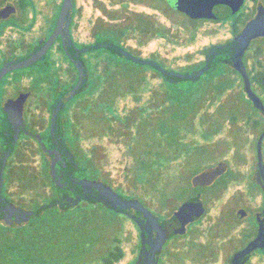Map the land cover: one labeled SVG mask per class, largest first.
<instances>
[{
  "label": "rangeland",
  "instance_id": "obj_1",
  "mask_svg": "<svg viewBox=\"0 0 264 264\" xmlns=\"http://www.w3.org/2000/svg\"><path fill=\"white\" fill-rule=\"evenodd\" d=\"M2 1L0 0V2ZM37 2L42 13L47 15L52 13L53 0H38ZM59 2L60 0H55L56 5ZM98 2H101L108 9L116 10L115 15H119L118 18L107 17ZM246 3L245 11L248 13L251 11L252 2L246 0L240 12L235 16L221 20H192L183 14L171 11H167L166 15L160 14L159 10L155 11V9L148 8L145 4L137 1L75 0L77 11L74 15L71 33L77 45L87 46L98 41H109L122 46L135 56L155 60L167 70L191 73L204 60L207 48H210L212 44L225 42L232 37L235 18L241 15ZM137 13H144L147 17L149 16L153 25H147L150 23L148 20H146L147 22L140 21L135 15ZM100 18L103 19L104 26L97 25ZM112 25L115 27L112 29H116L113 32L108 27ZM42 33L41 29L40 34ZM258 42L255 40L253 44L256 45ZM97 51L83 54L84 60L88 63V70L95 69L93 71L96 75L90 81L91 88L94 90L93 95L81 91L71 98L68 104L70 105L68 111L70 110L72 118L71 146L78 157L79 162L77 164L80 163L83 166L80 155L85 154L84 157L92 158L95 153L97 158L96 172L94 173L90 167L86 168L84 172L88 176L108 184L113 197L120 194L142 200L145 207L151 210L154 216L157 215L161 218L169 214L168 210L175 208L184 198L194 193L191 186L193 172L201 169L203 164L211 167L216 165L218 161H228L237 176L231 181L229 189L219 197H210L212 213L218 212L217 206L219 207L221 202L244 188L256 162L254 150L259 137V123L254 126L253 120L259 121V110L246 96L242 85H240L239 77L233 74L230 68L226 69L230 70L236 84L227 88L221 96L219 112L224 117L222 122L224 131L215 136L213 140L206 141L210 144L207 146L208 152L205 153V157L210 156L211 153H214L213 155L222 153V155L209 162L208 160L214 156L199 160L195 154V145H190L186 149L181 143L178 144L183 138L180 135L182 122L178 119L181 114L180 109L171 111L169 103H162L165 100L163 97H154V95L150 97L146 95L145 90L139 92L140 101L136 103L130 98L123 97V94H128L127 91H124L127 80L125 76H118L115 79V86H102L101 82L106 80L100 71L103 61L100 60L97 64L96 58L98 57L96 56L100 54L99 58H101L103 52ZM224 69L222 65L217 64L213 72L219 76ZM96 70L98 71L96 72ZM147 70H145L146 73L149 71ZM76 77V75L73 76L72 83L76 81ZM193 81L196 80H190V82ZM159 82V78L152 80L154 86L158 85ZM118 84H120V90L116 88ZM180 86L187 88L189 84L183 83ZM191 86L192 90L197 91L198 83L191 84ZM104 89L108 92H103V99L108 97V94L111 95L116 102V107L120 106L122 109L120 113L117 112L114 115L113 127L115 131L112 132L114 134L111 133L113 136L108 135L109 131L107 132L104 121H112L114 113H110L105 107L97 106L100 101L99 94ZM155 100L157 101L155 102ZM213 109L214 106L207 109L206 112ZM184 110H187L185 106L184 109L182 108V114ZM101 114L105 117L102 121L100 119ZM126 115L128 118L130 116V120L128 118L126 121L121 120ZM159 123H162L164 129L167 130L168 140L172 141L173 146L171 148L167 144L166 146L163 144L165 148L162 146V149H166L165 158L167 159L161 160L164 165L159 185L162 186L155 192L153 183L150 185L141 184L142 172L135 168L133 156H149L148 158L151 155L155 156L153 153L148 154L147 150L153 149L154 144L152 142L156 137L155 131ZM126 124L130 125H127L128 129L124 138L118 139L119 136L115 138V134H118L117 128L126 126ZM195 127V134L189 135L185 140L193 139L204 143V140L200 138L198 122ZM232 129H240L241 138H238L239 140L225 136L226 134L229 135ZM139 133L141 136H138ZM226 140L230 141L229 145L233 142L235 145L243 144L238 154H235L233 147L227 149L223 143ZM216 142L219 143L214 145ZM188 149L190 152H185ZM262 150L264 154V140ZM240 157L244 160L243 163L238 161ZM87 166L85 164V167ZM241 176H244L242 181H240ZM30 183L29 194L33 196V199H29L28 207L33 209L37 204L47 205L46 202L51 194L41 190L43 187L42 185L39 186V181L30 180ZM208 191L211 192L212 188ZM208 191L205 193H209ZM260 195L261 192L259 191V198H257L256 203L254 205L249 203L248 208L252 206L255 210L258 206L261 207L263 199ZM204 200L206 203V194H204ZM248 200L247 197V202H249ZM235 202L234 200L232 203L233 207L237 206ZM58 207L60 206L43 210L39 216H35L26 224L16 227L4 225L7 227L8 236L11 239H19L29 246L27 250L6 252L3 257L4 264H93L100 262L109 252L115 253L118 250L120 257L115 261V264L135 263L140 247V232L132 219L113 211L104 204L81 203L79 207L72 206V208L62 211ZM36 209L34 208V210ZM128 209L132 212H138L131 206H128ZM230 216L231 214L227 215L226 211H223L220 220L210 229V227L207 228L208 226L203 225L204 220L206 222L211 217L206 213L200 221L195 223V227L203 225L204 232H225V238L230 239L224 243V249L226 251L233 250L241 245L247 235L238 223L229 228L233 222L230 220ZM18 247H21V244ZM176 248L177 246L170 245L165 247L172 252Z\"/></svg>",
  "mask_w": 264,
  "mask_h": 264
},
{
  "label": "flooded vegetation",
  "instance_id": "obj_2",
  "mask_svg": "<svg viewBox=\"0 0 264 264\" xmlns=\"http://www.w3.org/2000/svg\"><path fill=\"white\" fill-rule=\"evenodd\" d=\"M24 1L25 3H23V0H3L0 2V10L6 6L9 7L0 15V68L4 64L17 62L30 56L43 46L54 29L62 2L60 0L58 8L55 0H53L52 13L47 15L38 8V0ZM128 1L143 3L148 8H153L155 11L159 10L160 14L166 15L167 11H171L183 14L192 20H201L189 17L182 9H176L181 2L183 7H188L189 4L185 3L184 0ZM247 1L252 2L251 11L248 13L245 11L246 3L241 15L235 18V30L232 28V37L218 45L235 43V38L242 34L248 28L249 21L256 17L259 5V36L250 41L244 52L243 62L250 77L251 88L259 95L264 105V0ZM22 4H24V7H22ZM98 4L105 15L108 13L116 14V10L106 8L101 2H98ZM240 10L232 16H235ZM76 11L74 0L70 32H72ZM137 15L147 16L144 13H137ZM115 16V19H117L119 15ZM148 19L151 21L149 16ZM98 22L97 25H101L104 21L100 18ZM41 29L42 34H40ZM255 40L259 41L256 45L253 44ZM77 46L82 47L81 45ZM210 48H207L205 55ZM85 53H82L80 57L86 70V60L83 58ZM226 58L229 59V64L233 68L230 55L227 52L218 53L214 57L211 67L216 60ZM73 67L71 60L62 47L61 38L58 36L38 60L26 67L6 72L0 80V225L16 227L35 218L36 215H32L27 221H22L21 217L20 221H16V213H10L6 209L7 207H18L20 211L34 210V208L36 209L42 205L37 204L33 209L28 207L29 199L33 197L29 194L30 180L39 181V186L42 185L43 187L41 190L44 193L49 192L51 194L46 203L55 199L67 203V194L73 195L71 192L62 189L57 180L56 171L67 165V158L54 141L56 138L60 139L75 156L71 146L72 118L70 110L68 111L70 99L57 114L54 140L50 135L52 111L59 98L77 81L76 79L72 83L73 76L76 75V78H78V72L75 67V70H73ZM253 68L259 70V88L253 85L249 73V70ZM80 92L81 89L78 93ZM263 131L264 113L259 109V135ZM221 155L222 153L212 154L211 156L214 157L208 161L210 162ZM232 171L228 161H218L216 165L211 167L203 164L202 168L192 176L191 186L194 193L184 198L175 208L168 210L169 214L167 216L159 218L155 215L158 219H152L149 216L152 211L147 207L145 208V216H139L145 219L148 228L149 246L146 264H264V245L251 251L245 260L239 258L238 261L233 262V255L255 238L259 223H264V187L256 162L244 188L221 202L219 207L217 206L218 212L212 213L211 211L212 207L210 205L212 202L210 197H219L229 189L231 181L237 176L232 178ZM75 172L72 176L81 181V178L75 176ZM241 179L243 180L244 176L240 177V181H242ZM210 188H212L211 192L208 191ZM206 191L209 193H205ZM259 191L263 199L261 207L258 206L255 210L252 206L248 208L249 203L250 205L256 203L257 198H259ZM204 194L207 195L206 203ZM247 197L249 202H247ZM234 200L236 201L235 205H237L235 207L232 205ZM239 204L241 205L239 206ZM54 206H59V204L57 203ZM181 207L183 208L181 209ZM200 210H202V214L199 218L187 221L191 214ZM223 211H226L227 215L231 214L230 220L233 222H231L229 228L238 223L247 235L240 246L228 251L223 246L226 240L230 239L225 238V232H204L202 228L203 225L208 226L207 228L210 227V229L213 228L222 217ZM206 213L211 216L210 219H207L206 222L204 220L202 226L195 227V223L200 221ZM248 218L250 220L247 221ZM149 219L154 220L155 224L148 221ZM159 224L160 231L157 228ZM150 226L151 229L153 228L152 230ZM166 245L177 246V248L172 252L165 249Z\"/></svg>",
  "mask_w": 264,
  "mask_h": 264
},
{
  "label": "trees",
  "instance_id": "obj_3",
  "mask_svg": "<svg viewBox=\"0 0 264 264\" xmlns=\"http://www.w3.org/2000/svg\"><path fill=\"white\" fill-rule=\"evenodd\" d=\"M23 3H25L24 0H23ZM59 4H58V8H59ZM22 7H24V4H22ZM135 15L138 17L140 21L145 22L146 20H148L150 23H147V25L148 24L153 25V22L150 21L147 16H144V15L142 16V15H137V14ZM107 16L111 19L116 18V16L111 13H108ZM104 25H105L104 22H102L101 25L99 26H104ZM108 27L111 28L110 31L112 32L116 30V29H112V28H115L113 25L108 26ZM153 27L156 28L155 26ZM234 27L235 25H233V29ZM97 52H103L101 58H99L100 54L96 56L98 57L96 58L97 64L99 63L100 60L103 61L100 71L104 74V77L106 78V80L101 82L102 86H105V87L108 85L115 86L116 85L115 79L118 76H125L127 80L125 82L126 88L124 89V91H127L128 94H123V97L130 98L133 100V102L136 103L140 101V96L138 94L139 92H141V90H145L147 92L146 95L150 97L152 95H154V97H159V98L163 97L165 99L164 100L165 102L162 101V103L163 104L164 103L166 104V102L169 103L171 111H175V109L176 110L180 109L181 111V114L179 115L178 119L181 120L182 122V128L180 129V135H181V138L182 136L183 138L180 140V142H178V144L181 143V145L186 147V149L190 145H195L194 146V149L196 148L195 154H197L196 156H198L199 160H202V159L205 160L206 158L214 154V153H211L210 156L205 157V153L208 152L207 146H209L210 144V143H207L206 141L213 140L215 136H217L219 133H222L224 131V126L222 123L224 121L223 120L224 117L219 112V108L221 107V96L225 93L227 88L232 87L233 85L236 84L235 78L232 77L230 70H226L227 68H230L233 71L232 73L236 74L239 77L240 85H242L241 78L238 75V73L230 66L229 59L226 58L223 60H216L213 66L211 67L212 65L211 64L209 69L205 71V73L202 74L198 79H196V81L190 82V80H178L177 82H172V81L162 78L160 73L156 69H154L152 66L137 64L123 56H119L116 52L110 49L102 48V49H98ZM202 64H203V61L201 64L197 66V69L203 66ZM217 64L222 65L223 68H225L223 70V73L219 76L216 73L214 74L213 72ZM146 69L149 70V71L147 70L148 71L147 73L145 72ZM73 70H75L74 67H73ZM93 70L95 71V69ZM93 70L92 69L88 70V63L86 62L87 79H86L84 86L81 88V91L88 92L89 95H93V92H94V90H92L91 88L92 86L90 85V81L92 77L96 75ZM97 71L98 70H96V72ZM249 73L251 75L253 85L259 88V70H256V68H253L249 70ZM154 78H159L160 80V82L156 86L152 84V80ZM183 83L189 84V86H187V88L181 87L180 84H183ZM195 83H198V86L196 88L197 91L192 90L191 84H195ZM119 87H120V84L116 86L118 90H120ZM106 89L101 91L102 93L99 94L100 101L98 100L99 102L97 103V106L105 107L107 111H109L110 113L112 112L114 113L112 115V119H113L112 121H109V120L104 121L107 127V132L109 131L108 135L113 136L112 134L114 133L112 132L115 131L113 127L115 123L114 115L117 112L120 113L122 109H120L121 108L120 106L116 107L115 105L116 102H114V99L112 98L111 95L108 94V97L103 99V92L104 91L108 92V90ZM156 101L157 100H155V102ZM184 106L187 108V110L186 111L184 110L182 114V108L184 109ZM212 106H214V109L212 111L206 112V110L211 108ZM104 118H105L104 115L101 114L100 115L101 121L104 120ZM121 118L123 117L121 116ZM127 118L128 117L126 115L121 120L126 121ZM128 120H130V116ZM196 121L198 122L199 127H200V130H199L200 138L204 140V143H201L199 140H193V139L186 141L187 140L186 138L189 135L195 134L196 132L195 126L197 123ZM258 123H259L258 120L256 119L253 120L254 126H256ZM127 125H130V124H126V126H120V128L119 127L117 128L118 134H115V138L117 136H119L118 139L124 138L125 134L127 133V129H128ZM155 134H156V137L154 138L152 142L154 144L153 149L147 150L148 154L151 155V153H153L155 154V156L151 155L150 158H148L149 156H140V157H136L133 155L132 156L135 159V168H138V170L142 172L141 179H140L141 184L150 185L151 183H153L152 185L155 187L156 189L155 192H156L158 188L162 186V185L161 186L159 185L160 184L159 180L161 179L162 174H163L162 167L164 165V163L162 164L161 160H163V158L165 160L167 159L165 158L166 149L164 148L166 144L169 146V148H171L173 146V143L172 141L168 140L169 138L168 132L166 129H164V127L162 126V123L158 124ZM138 136H141V134L139 133ZM225 136L230 137V139L241 138L240 129H232L230 130L229 135L226 134ZM217 143L219 142H216L214 145H216ZM223 143H225V145L227 146V149L230 147L235 148V154L239 153L240 147H242L243 145L242 143L235 145L234 142L233 144L231 143V145H229L230 144L229 140L223 141ZM162 146H164L163 149H162ZM76 148L78 149L77 146ZM185 152L189 153L190 150L188 149ZM254 153L256 156V150H254ZM94 154L92 155V158L84 157L85 154L84 155L82 154V156L80 155L83 166H81V164L78 163L79 166L75 172V176H77L78 178H81V180L83 181H89L95 184H99L100 191L108 194L120 206L125 207V208H128V206H131L133 208L137 207L138 212H134V213L145 216V214L143 213V210L146 207L144 203L142 202V200L138 198L127 197V196L120 195V194H118L117 197H113L112 191L108 187V184L98 180L97 178H91L84 172V170L89 167L94 173L96 172L97 158ZM75 156H76V161L79 162L76 153H75ZM168 159H171V158L168 157ZM238 161L243 162L244 160L242 159V157H240ZM85 164L88 166L85 167ZM198 170L200 169H197L195 172H193V174H195ZM236 175L237 173H235V171H232L231 177L234 178ZM81 203L93 204V205L95 204L91 202L81 201L80 203L76 205V207H79ZM96 204H101V203H96ZM54 207H57V206H54ZM58 208L62 211V210H67L69 208H72V206L71 207H58ZM40 214L41 213L37 214L36 216H39ZM148 221H151L153 224H155L154 220L152 219H149ZM157 228L159 231L161 230L160 224L158 225ZM150 229H151V226H150ZM8 234L9 232L7 231V227L4 225L3 226L0 225V264L2 263L4 264L3 257L5 256L6 252H10V251L17 252V251H21L22 249L24 250L29 249V246H27L25 242L20 241L19 239H11L8 236ZM17 242H19V244H17ZM20 244H21V247H18ZM119 257H120L119 250L115 253L109 252V254L106 257L102 258L100 262L93 263V264H115V261H117Z\"/></svg>",
  "mask_w": 264,
  "mask_h": 264
},
{
  "label": "water",
  "instance_id": "obj_4",
  "mask_svg": "<svg viewBox=\"0 0 264 264\" xmlns=\"http://www.w3.org/2000/svg\"><path fill=\"white\" fill-rule=\"evenodd\" d=\"M188 3V7H183L182 2L176 9H182L189 17L193 19H213L221 20L226 19L237 11H239L243 5L244 0H184ZM9 7L0 10V15L4 13ZM74 10V0H62L60 9L57 15L55 26L51 34L49 35L46 42L41 46L35 53L31 54L24 59L4 64L0 68V80L3 75L17 68H22L30 65L31 63L38 60L52 45L55 39L60 36L62 47L66 55L71 60L73 66L78 72V78L76 83L66 91L57 101L52 114H51V124H50V135L54 140L55 137V125L58 112L63 108L64 104L71 98H73L78 91L84 86L87 78L85 66L81 60V54L85 52L95 51L98 49H110L116 52L119 56H123L137 64L149 65L156 69L160 75L169 81L177 82L178 80H196L202 74L207 71L218 53L227 52L230 55V60L232 62L233 68L239 73L243 82V90L246 96L252 101L253 105L260 109L264 113V105L259 98V95L251 88V81L249 74L247 72L246 66L243 62L244 52L247 49L250 41L259 36V5L257 7L256 17L249 21L248 28L240 35L235 38V43L230 44H215L213 45L205 55V62L203 66L191 73H180L165 69L158 62L151 59H144L133 55L127 51L122 46L109 41H98L96 43L78 47L71 36L70 26L73 18ZM264 138V131L259 135L256 142V163L261 180L264 187V161L262 153V141ZM56 146L59 147L65 157L67 158V165L56 171V177L59 181V185L62 189L71 192L73 195L67 194V203L61 200L55 199L49 202L47 205H42L36 210H24L20 211L18 207H7L9 212L16 213V221H27L32 215H37L41 213L46 208H50L55 204H59L60 207H71L76 206L81 201L91 202V203H101L105 206L111 208L113 211L123 214L130 219H132L139 228L140 231V251L135 264H146L147 263V252L149 246V236L148 228L145 219L128 208L120 206L112 197L108 194L101 192L99 184H95L89 181H79L75 179L72 175L78 169V164L74 154L67 148L66 144L60 139L54 140ZM98 185V187H96ZM96 188V190H95ZM185 206V205H184ZM136 210L137 207H134ZM183 207H181L182 209ZM180 209V210H181ZM146 209L143 210L145 214ZM202 214V210L195 211L191 214L187 221H193L199 218ZM147 216V215H146ZM150 218L158 219L152 213H149ZM6 221L7 218L5 217ZM182 232V230H180ZM264 245V223H259L257 234L254 239H252L244 248L239 250L233 255V262L238 261L239 258H244V260L250 255L251 251L257 249L258 247H263Z\"/></svg>",
  "mask_w": 264,
  "mask_h": 264
}]
</instances>
